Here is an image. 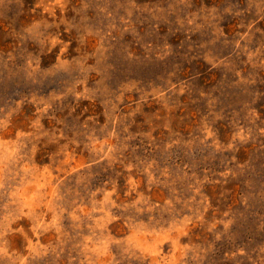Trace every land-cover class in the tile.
Masks as SVG:
<instances>
[{"label": "rangeland", "instance_id": "374dc122", "mask_svg": "<svg viewBox=\"0 0 264 264\" xmlns=\"http://www.w3.org/2000/svg\"><path fill=\"white\" fill-rule=\"evenodd\" d=\"M0 264H264V0H0Z\"/></svg>", "mask_w": 264, "mask_h": 264}]
</instances>
